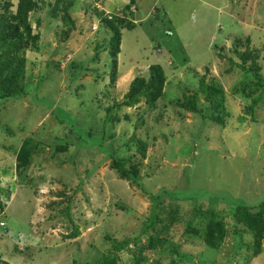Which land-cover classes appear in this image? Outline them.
<instances>
[{"label": "rangeland", "instance_id": "374dc122", "mask_svg": "<svg viewBox=\"0 0 264 264\" xmlns=\"http://www.w3.org/2000/svg\"><path fill=\"white\" fill-rule=\"evenodd\" d=\"M73 1L75 27L53 13L56 0H37L25 45L28 95L0 100V199L6 206L0 264H94L113 248L106 236L128 242L120 263L135 264L133 255L160 232L164 245L149 254L151 261L168 264L163 252L180 243L182 253H204L215 264H264V244L255 257L252 234L236 226L232 208L199 193L227 191L263 210L264 97L254 108L256 122L247 110L264 93L256 81H264V0ZM7 3L17 9L18 0H1ZM128 5L136 27L122 30L121 51L114 55L113 31L95 11L119 15ZM114 61L118 77L111 83ZM152 65H161L167 76L161 100L154 107L146 99L135 108L113 107L137 77H149ZM203 76L227 95V110L215 113L218 124L181 108L185 95L198 94L206 111L199 92ZM54 112L96 139L104 135L118 158L134 156L145 191L121 179L96 145L83 148L69 138V125ZM132 136L147 143L145 158L135 142L124 147ZM26 147L35 149L20 160ZM163 189L195 190L201 200L177 201ZM213 220L224 221L229 235L219 250L205 251L185 229L191 224L203 230ZM235 246L242 256L233 254Z\"/></svg>", "mask_w": 264, "mask_h": 264}, {"label": "trees", "instance_id": "16d2710c", "mask_svg": "<svg viewBox=\"0 0 264 264\" xmlns=\"http://www.w3.org/2000/svg\"><path fill=\"white\" fill-rule=\"evenodd\" d=\"M73 4V0L68 2L65 0H56L53 13L55 15L61 14V19L65 23L70 22L75 27V21L69 12ZM11 7L10 3L2 6L0 0V8H2L0 9L2 10L0 13V100L4 101L20 99L28 95L29 90L23 81L25 79L27 64L25 45L28 38H31L33 32L29 17L32 12L38 9V2L37 0H18L17 9L13 11L11 10ZM130 7L131 6L128 5L123 10V14L121 12L119 15L105 14L103 11H95L100 19H102L113 31L114 37L113 40H111L113 48L111 51L114 55H117L121 51V41L123 35L122 30H133L136 27L134 20L129 18L127 15V11H129ZM155 14H157V12ZM63 34L65 35V38L68 39L70 32L69 30H66ZM241 56L243 61L246 62L247 54L242 53L240 54V57ZM230 62L233 64L234 60L230 59ZM235 65L242 70L253 72V68L248 67L246 64H243V62L240 64H236L235 62ZM149 71V77H137L131 83L129 91L125 94L124 101L121 103H115L113 107L126 106L135 108L145 99L148 102L147 104L154 107L157 101L161 100L164 96L163 90L166 84L167 76L161 65H152ZM117 77V61H114V69L110 76L111 83H114L117 80ZM256 81L264 88V81L262 77L258 76ZM199 92L204 95L206 102L208 103L205 108L206 111L203 112L200 109L197 97L198 94L185 95L184 100L181 103V108L183 110H187L188 112L200 114L204 119L212 120L217 117L215 116V113L219 109H223L224 111L227 110L225 107L227 95L222 85L218 82L214 80L207 81L206 77L203 76L199 82ZM263 97L264 93L261 92L257 98L254 99L252 108H248L247 110V112L251 114V119L254 122H256L257 115L254 108L258 106ZM46 104L51 106L50 103ZM110 110L111 109H109V111ZM54 115L60 123L69 125L70 130L72 131L70 135H68L69 138H73V141L75 140V142L80 144L83 148H90L96 145L99 151L105 152L107 154V158L112 160L111 168L120 175L121 179L131 182L145 191L140 173V164L133 162L134 156L118 158L113 150L104 145V135L102 138L96 139L95 137H92L86 129L77 128L72 119H68L63 116L64 113L54 112ZM239 117L242 121L246 120L245 116ZM215 119V122L217 123V118ZM219 124L223 125V123ZM224 125L226 124L224 123ZM132 141L137 145L140 155L145 158L147 153V143L141 138L132 136L131 139L126 142V145L124 144V147H129V142ZM56 144V147H60L62 144L61 140L58 139ZM34 149V147L23 148L20 151V160H23L24 158L29 159L32 156V150L34 151ZM22 166L23 165L21 164L20 167ZM0 190L2 189L0 188ZM163 191L167 196L177 201H189L192 199L198 201L201 200V198L195 197L194 192L198 193L195 190H187L186 192H170L167 189H163ZM199 193L202 194L203 197H209L208 200L211 202H213V200L216 202H224L228 207L232 208L234 211L233 217L235 219L236 226L241 225L252 234L253 255L258 257L262 254L264 244V204L262 205L263 210L260 211L257 210V205L250 204L242 198H235V196H232L227 191H199ZM152 197L153 200H156L158 199L159 194L152 195ZM5 207V204L2 203L0 199L1 220L6 219V212H4ZM64 211L69 217H71L69 206ZM155 231L157 232L156 229ZM185 231L189 234H193L194 237L201 239L206 248L205 251L219 250L229 235L228 227L222 220L209 221L206 228L203 230L188 224ZM75 233L76 232H73L68 236H76ZM161 234L162 232L148 237L147 242L143 247L145 252H141L140 255H133L136 261L135 264H162L160 259L155 261L154 258L151 261L147 258L149 254H154L153 252H157L156 250L159 251L162 249L165 241V237L163 235L165 233ZM106 238L111 241L113 248L112 250L104 251L98 259L95 258L96 260L94 259V264H121L119 251L125 248L128 242L112 240L108 236H106ZM173 244L174 245H172L170 249L168 248L164 252L161 251L165 254V257L169 259L168 264H215L214 262H211L209 258L204 256V253H202L200 257L195 256L192 252H189L187 255L180 251V243ZM238 252L239 247L235 246L233 254L242 256V254L240 255V252L237 254Z\"/></svg>", "mask_w": 264, "mask_h": 264}, {"label": "clouds", "instance_id": "9594fccd", "mask_svg": "<svg viewBox=\"0 0 264 264\" xmlns=\"http://www.w3.org/2000/svg\"><path fill=\"white\" fill-rule=\"evenodd\" d=\"M6 223H4L3 221L0 222V227H5Z\"/></svg>", "mask_w": 264, "mask_h": 264}]
</instances>
